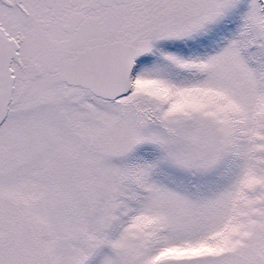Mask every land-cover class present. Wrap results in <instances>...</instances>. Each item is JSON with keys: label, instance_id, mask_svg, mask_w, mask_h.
<instances>
[{"label": "snow or ice", "instance_id": "obj_1", "mask_svg": "<svg viewBox=\"0 0 264 264\" xmlns=\"http://www.w3.org/2000/svg\"><path fill=\"white\" fill-rule=\"evenodd\" d=\"M0 264H264V0H0Z\"/></svg>", "mask_w": 264, "mask_h": 264}]
</instances>
